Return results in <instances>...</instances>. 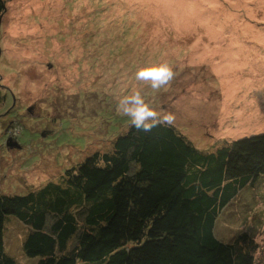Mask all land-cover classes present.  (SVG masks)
<instances>
[{
	"label": "rangeland",
	"instance_id": "1",
	"mask_svg": "<svg viewBox=\"0 0 264 264\" xmlns=\"http://www.w3.org/2000/svg\"><path fill=\"white\" fill-rule=\"evenodd\" d=\"M166 61L161 89L139 68ZM0 191L24 194L108 150L131 119L118 101L139 90L194 145L214 151L264 133V0H7L0 18ZM10 142V145L7 144ZM6 249L35 264L11 215ZM245 231L264 264V175L219 215L215 232Z\"/></svg>",
	"mask_w": 264,
	"mask_h": 264
},
{
	"label": "trees",
	"instance_id": "2",
	"mask_svg": "<svg viewBox=\"0 0 264 264\" xmlns=\"http://www.w3.org/2000/svg\"><path fill=\"white\" fill-rule=\"evenodd\" d=\"M6 10L0 0V18ZM111 141L60 181L0 191V264H21L6 249L11 215L28 229L22 248L35 264H257L253 236L223 241L215 226L264 175V133L204 152L172 124L138 132L131 123Z\"/></svg>",
	"mask_w": 264,
	"mask_h": 264
},
{
	"label": "clouds",
	"instance_id": "3",
	"mask_svg": "<svg viewBox=\"0 0 264 264\" xmlns=\"http://www.w3.org/2000/svg\"><path fill=\"white\" fill-rule=\"evenodd\" d=\"M173 75L172 67L166 61H152L139 68L135 78L137 81L150 82L153 90H159L173 78ZM118 112L129 117L132 127L138 132H150L158 125L170 126L174 121L171 114L158 115L139 90L119 99Z\"/></svg>",
	"mask_w": 264,
	"mask_h": 264
},
{
	"label": "water",
	"instance_id": "4",
	"mask_svg": "<svg viewBox=\"0 0 264 264\" xmlns=\"http://www.w3.org/2000/svg\"><path fill=\"white\" fill-rule=\"evenodd\" d=\"M8 145H10V142H7Z\"/></svg>",
	"mask_w": 264,
	"mask_h": 264
}]
</instances>
